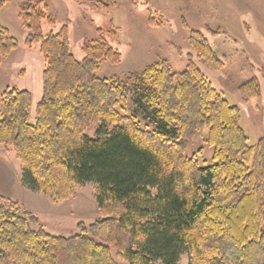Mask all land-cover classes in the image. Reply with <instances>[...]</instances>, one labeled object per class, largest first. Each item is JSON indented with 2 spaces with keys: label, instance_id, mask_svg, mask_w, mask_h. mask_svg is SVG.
I'll return each instance as SVG.
<instances>
[{
  "label": "trees",
  "instance_id": "obj_1",
  "mask_svg": "<svg viewBox=\"0 0 264 264\" xmlns=\"http://www.w3.org/2000/svg\"><path fill=\"white\" fill-rule=\"evenodd\" d=\"M9 1L0 0V8ZM96 7L109 13L114 2L98 0ZM48 9V0L20 4L25 44H37L44 62L42 97L30 123L31 93L2 92L0 145L15 153L24 185L55 200L94 183L100 217L79 222L71 236L53 235L32 211L0 195V264H176L181 254L190 264H264V137L248 144L239 109L200 68L224 66L208 37L190 29L184 70L160 59L129 85L97 76L102 62L121 59L102 29L82 42L78 60L66 25L44 35L43 25L56 23ZM17 47L0 25V56ZM238 89L256 108L255 78ZM203 128L213 153L202 165L185 152Z\"/></svg>",
  "mask_w": 264,
  "mask_h": 264
},
{
  "label": "rangeland",
  "instance_id": "obj_2",
  "mask_svg": "<svg viewBox=\"0 0 264 264\" xmlns=\"http://www.w3.org/2000/svg\"><path fill=\"white\" fill-rule=\"evenodd\" d=\"M22 1L11 0L0 8V25L18 42L15 50L0 56V95L6 88L29 91L32 97L29 122L34 123L36 104L42 97L44 62L37 44L32 47L25 44L29 32L18 16ZM111 1L114 9L105 13L97 9L98 0H48V11L55 16L56 23L53 26L44 24V35L50 31L55 33L66 25L71 52L81 60L82 42L96 38L98 29H102L105 39L120 52L121 59L117 64L102 62L97 76L117 78L130 85L131 76L139 75L160 59L167 60L175 72L184 70L187 56L192 53L188 44L189 30H199L224 61L218 71L203 65L200 68L222 97L239 109L240 126L248 144L254 145L264 137V0ZM150 17L160 24L151 25ZM207 28L220 34L214 38L207 34ZM192 59L195 60L193 55ZM252 78L260 90L256 108L242 100L238 89ZM127 96L126 112L130 113L133 105L129 91ZM94 132L95 126H92L87 134L93 136ZM206 138L207 130L200 129L188 142L185 152L188 156H196L202 165L211 163L213 153ZM22 172L13 150L0 145V195L32 211L47 232L71 236L77 233L79 222L90 224L100 217L94 200V183L78 184L71 198L55 200L26 187L21 182ZM176 264H190L189 256L181 254Z\"/></svg>",
  "mask_w": 264,
  "mask_h": 264
},
{
  "label": "crops",
  "instance_id": "obj_3",
  "mask_svg": "<svg viewBox=\"0 0 264 264\" xmlns=\"http://www.w3.org/2000/svg\"><path fill=\"white\" fill-rule=\"evenodd\" d=\"M22 187V186H21ZM23 191L26 193V190L23 189Z\"/></svg>",
  "mask_w": 264,
  "mask_h": 264
}]
</instances>
